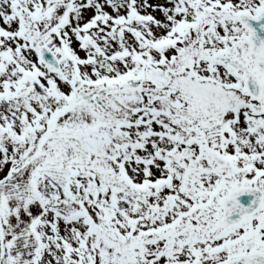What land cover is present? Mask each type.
Returning a JSON list of instances; mask_svg holds the SVG:
<instances>
[{
  "label": "snow or ice",
  "instance_id": "1",
  "mask_svg": "<svg viewBox=\"0 0 264 264\" xmlns=\"http://www.w3.org/2000/svg\"><path fill=\"white\" fill-rule=\"evenodd\" d=\"M261 20L0 0V264H264Z\"/></svg>",
  "mask_w": 264,
  "mask_h": 264
},
{
  "label": "water",
  "instance_id": "2",
  "mask_svg": "<svg viewBox=\"0 0 264 264\" xmlns=\"http://www.w3.org/2000/svg\"><path fill=\"white\" fill-rule=\"evenodd\" d=\"M251 23L253 24L254 27H257V29H258V34L261 36V38H264V30H260V29H259V24L264 23V20H261V21H259V22L252 21ZM257 43H258V41H257ZM244 199H245V200L250 199V197L248 196V194H245Z\"/></svg>",
  "mask_w": 264,
  "mask_h": 264
}]
</instances>
